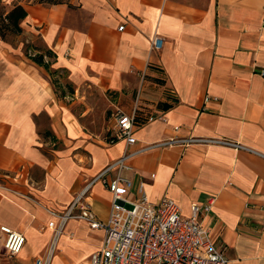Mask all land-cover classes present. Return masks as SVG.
<instances>
[{"label":"crops","instance_id":"1","mask_svg":"<svg viewBox=\"0 0 264 264\" xmlns=\"http://www.w3.org/2000/svg\"><path fill=\"white\" fill-rule=\"evenodd\" d=\"M8 1L27 15L20 32L0 36V264H34L53 235L51 211L64 212L129 153V196L143 182L152 201L170 197L183 215L212 202L203 225L230 264H264V0ZM34 32L54 52V73L26 53ZM97 96L111 103L107 136L92 123ZM120 112L139 115L131 143L107 141ZM189 137L244 148L163 144ZM86 198L106 220L112 193L102 178ZM2 226L25 235L18 254L6 252ZM103 237L70 218L51 264H93Z\"/></svg>","mask_w":264,"mask_h":264},{"label":"built area","instance_id":"2","mask_svg":"<svg viewBox=\"0 0 264 264\" xmlns=\"http://www.w3.org/2000/svg\"><path fill=\"white\" fill-rule=\"evenodd\" d=\"M123 27L121 25L120 29ZM163 41L162 36L155 35L151 41L152 48L161 49ZM209 99L207 96L206 100ZM214 99L218 100V97ZM138 118L137 112L118 113L116 126L107 141L113 143L124 137L131 143L133 127L140 123ZM154 118L149 116L148 120ZM172 142H210L244 148L237 142L218 138H171L163 144ZM129 155L121 156L89 182L64 212L51 211L55 219L48 225L53 229V235L45 254L37 257L34 264H51L59 237L68 220L73 217L85 220L93 229L104 231L102 243L90 254L93 264H230L223 247L212 239L209 229L203 225L201 214L211 209L212 202H194L191 214L183 215L178 203L170 197L152 201L143 182L138 184L136 195L129 196L134 182L122 174L124 170L132 169L127 162ZM113 166L117 168V174L109 180L104 174ZM97 178H102L112 193L111 209L106 220L97 218L86 198L90 185ZM1 230L6 234V252L10 256L18 254L25 244V235L8 226H2Z\"/></svg>","mask_w":264,"mask_h":264},{"label":"trees","instance_id":"3","mask_svg":"<svg viewBox=\"0 0 264 264\" xmlns=\"http://www.w3.org/2000/svg\"><path fill=\"white\" fill-rule=\"evenodd\" d=\"M26 15V9L19 3H15L9 10L0 11V36L2 38H6L10 31L20 32L22 30L20 27V21L25 18ZM32 45L30 44L26 46L27 55L38 64L43 65L46 69L51 71V73H54V71L50 68L49 59L54 55L52 49L46 45ZM31 46L37 49L36 53L29 52V48Z\"/></svg>","mask_w":264,"mask_h":264},{"label":"rangeland","instance_id":"4","mask_svg":"<svg viewBox=\"0 0 264 264\" xmlns=\"http://www.w3.org/2000/svg\"><path fill=\"white\" fill-rule=\"evenodd\" d=\"M8 0H0V11H6L8 8H11L14 1L11 2ZM35 33V32H34ZM33 38L36 41L37 45H43L42 42L38 39H36V33L33 34ZM55 80V79H54ZM99 96L93 99L94 105H97V111H94V114L92 116V123L94 122L95 128H102L101 130L105 131L104 136H107L112 129L110 127L112 121H111V103L108 101H102ZM100 107V108H99ZM91 124V123H90ZM110 128V129H108Z\"/></svg>","mask_w":264,"mask_h":264}]
</instances>
